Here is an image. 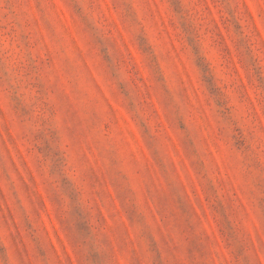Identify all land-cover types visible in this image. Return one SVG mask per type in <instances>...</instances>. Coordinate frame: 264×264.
Listing matches in <instances>:
<instances>
[{"label": "rangeland", "instance_id": "374dc122", "mask_svg": "<svg viewBox=\"0 0 264 264\" xmlns=\"http://www.w3.org/2000/svg\"><path fill=\"white\" fill-rule=\"evenodd\" d=\"M0 264H264V0H0Z\"/></svg>", "mask_w": 264, "mask_h": 264}]
</instances>
